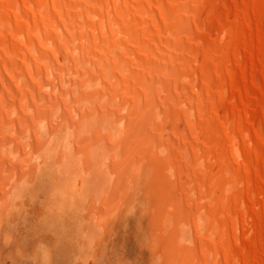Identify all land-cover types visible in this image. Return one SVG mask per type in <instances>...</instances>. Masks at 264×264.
<instances>
[{
  "label": "bare ground",
  "instance_id": "6f19581e",
  "mask_svg": "<svg viewBox=\"0 0 264 264\" xmlns=\"http://www.w3.org/2000/svg\"><path fill=\"white\" fill-rule=\"evenodd\" d=\"M132 162L169 187L175 264H264V0H0V215L47 176L49 217L97 197L99 227Z\"/></svg>",
  "mask_w": 264,
  "mask_h": 264
},
{
  "label": "rangeland",
  "instance_id": "374dc122",
  "mask_svg": "<svg viewBox=\"0 0 264 264\" xmlns=\"http://www.w3.org/2000/svg\"><path fill=\"white\" fill-rule=\"evenodd\" d=\"M204 19V17L202 20L197 19L195 21L196 24L194 23L197 34L204 29L207 30L211 26L210 24L212 22L214 23V18L206 17ZM218 50H220V47H218ZM215 61L216 58L213 59V64L217 62ZM196 94L194 90L191 92V97L193 98ZM215 97L220 104L221 100L218 92L215 93ZM150 117L144 116V119L139 122L140 124L135 125L136 127L132 135H135L139 130L145 128L150 121ZM138 143L137 147L144 145L141 142ZM83 145L85 144L79 147L82 149H79L81 153L85 150L86 145ZM126 152L124 155H126ZM124 155H120V157L118 155L121 158L120 161H123ZM133 164L132 166L139 167L140 172L138 175L141 176H137L135 182L130 186L131 189L124 195L121 189L125 188L123 185H126V182L127 184L131 183L130 178L121 176L117 178L115 183L111 182L113 187L111 190V192L113 191L111 193L112 197L110 195L109 198L108 194L105 193L106 198L108 197V205L106 203L107 215L104 214L105 220L102 218L99 221V227L94 226L93 217L90 216L95 212L92 211L93 209H90V206L94 205L97 197L86 205L88 212L85 210L81 215L84 218V223L79 226L80 230H75L74 227L78 220L75 221L76 223H73L70 221V218H67V222L61 226L53 216H48L46 206L48 204V192L51 190V185L46 178L47 176L45 179L43 177V181L35 180L36 183H33L31 189L34 194L33 198L29 199L25 197L20 207L15 209V211L10 210L11 213L9 212L10 215L7 219H4L0 215V264H153L154 262V264H172L173 262L175 264L174 260H178L181 255L178 253L173 255L169 249H172L174 244L183 241L185 233L183 232L184 230L181 231L182 229L177 230L176 226L178 222L175 221L177 220L176 216H172L174 218L167 216V214H164V208L160 207V205H164V197L169 192V187L166 182L164 184L162 171L158 172L159 169L154 165L146 163L145 165ZM156 175H158L157 179ZM187 178V175H183L181 181H179L185 184L186 188L184 191L193 198L195 192L193 191L194 194L188 192L189 188L187 187L193 180L191 181L190 178ZM117 184L119 189H117ZM161 200L163 203H160ZM96 204L95 206L97 208L99 203ZM159 215L160 218H158ZM168 220L170 223L167 222ZM189 227H194L193 223ZM83 230L87 231L92 242H90L91 239L85 241L80 237V233ZM159 250H162V253H159ZM160 255L163 256L160 257Z\"/></svg>",
  "mask_w": 264,
  "mask_h": 264
}]
</instances>
